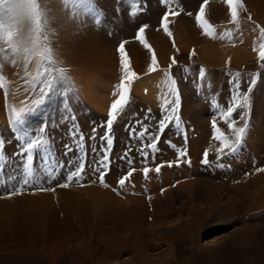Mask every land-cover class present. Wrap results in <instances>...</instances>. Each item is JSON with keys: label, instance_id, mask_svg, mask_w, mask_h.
I'll use <instances>...</instances> for the list:
<instances>
[{"label": "rangeland", "instance_id": "obj_1", "mask_svg": "<svg viewBox=\"0 0 264 264\" xmlns=\"http://www.w3.org/2000/svg\"><path fill=\"white\" fill-rule=\"evenodd\" d=\"M257 1L243 0L245 7L239 10L238 21H233L225 0H208L205 16L214 28V35L209 36L204 34L196 20L204 0H168L167 4L163 0H118V6L127 7L117 11L114 16L109 13L98 16L85 11L88 5H81L76 0H53V5L61 7L58 4L61 3L65 7V10L59 11H73L70 17H76L79 22L92 21L94 25L102 23L101 29L108 33L107 37L115 39L114 52L117 62L115 71L111 73L112 75L111 71L108 72L110 75L105 73L107 71L97 73L105 81H111L106 90L109 101L101 113L89 104L87 92L90 85L87 81L90 79L65 65L68 59L65 56V61L56 49L57 38L50 31L55 26L56 19L46 15L45 22L47 31L50 32L51 47L57 52H54L56 64L53 67L64 69L66 78L56 79L52 91L44 102L34 112L26 115L24 124L19 126V132L14 131L10 124L9 106L19 109L25 102L30 103L33 97L38 98V92H34L25 82L28 78L24 75V59L17 57V63L13 65L12 57L7 58L5 54L0 53V65L6 72L8 85L7 97L4 89L0 88L3 92L0 96V264H68L73 257L92 252H117L119 258L106 260V264H121L127 258L130 259L132 251L139 249L138 252L142 255L145 253L143 256L153 260L151 264H264V208H251L253 210L247 211L236 202L238 209L236 212L229 215L221 211L216 214L212 213L211 205L207 203L209 196L207 192L203 193V196L201 194L197 203L192 206V199L188 200L186 190L168 193L165 188L162 189L160 196L151 195L150 199L149 197L144 199L145 211L142 212L143 217L140 219L136 211V205L140 206V202L135 195L137 190H134L135 182L137 183L140 178L145 179L144 167L150 169L147 177L170 170L182 171L183 167L184 171L191 174L195 171L194 167H197L200 170V178L207 179L212 183L208 184H215L216 187L221 186L224 179L232 173L235 175L240 173L237 179L230 181L231 185L236 184L240 188L258 179L262 186L258 183L260 187L256 186L257 189L254 187L251 190L257 194L250 193L251 199L244 200L242 204L245 207L253 204L254 200H261L259 196L264 191V171L257 169L264 168V68L261 67L258 55L259 47L264 43V35L261 34V30L264 29V17L257 13ZM39 3L43 10V0H39ZM214 5L220 15H216L211 21ZM170 9L180 13L169 17L171 35L162 27L163 15ZM3 16L6 17L4 24L18 23L8 19L6 11ZM182 20L189 21L196 32L183 43L177 38ZM27 23L29 22H25ZM25 24L20 26L24 27ZM144 25H148L144 33L145 39L154 50L158 62L157 70L154 72L148 70L151 64L149 61H152V51L136 38L139 28ZM183 29L186 30L185 27ZM229 32L231 36L226 35ZM151 33H158L159 37L168 43L163 57L159 56ZM125 41L131 68L137 73L138 78L131 82L130 104L113 125L111 166L105 175V183L102 184L100 173L94 171L97 167L96 162L103 154V141L100 140V136L104 134L105 129L99 125L107 120L111 105L118 98V95H114V92H117L116 86L122 79L118 48L121 42ZM211 45L215 47L216 60L214 67L210 68L211 65L202 58V53ZM132 49L137 50L136 54ZM193 51L195 55L192 54ZM173 57L177 61L175 65L172 64ZM136 60L138 64L135 65ZM81 69L79 68V71ZM27 70L34 75L36 62L29 64ZM236 73H240L239 78L236 77ZM252 73H259V76L250 93L249 128L243 144L238 152L224 156L217 163V154L213 146H220V142L213 139L212 121L215 119L221 131L229 138L232 137L228 121L220 113L226 110L235 92L233 81L237 80L240 91L245 92L252 79L250 75ZM172 80L176 81L179 90L181 106L178 114L182 127L177 130L175 123L170 124L157 150L153 152L147 149L149 154L146 163L142 162L145 158L142 157L140 149L152 141V134L157 131V123L165 114L163 100L173 99V94L169 90ZM34 87L38 89L39 85ZM141 95L149 99L144 105L141 104L142 113L136 112L141 117L135 120L132 118L135 113H132L130 105L139 100ZM77 99L81 102V110L72 109L70 104L72 100ZM84 100L87 103H84ZM240 111L238 109L232 116V119L237 121V126L243 124L239 119ZM199 119L203 122L202 125ZM44 125L46 127L43 135L49 144L46 150L35 152L33 169L36 183L30 182L23 187L22 192L17 191V194L10 195L12 191L19 189L23 179L25 161L19 155L20 146L27 139L39 134ZM141 125L147 128L146 135L141 137L130 134V130L137 133L144 131ZM120 126H126L129 130V144L124 147L117 142V130ZM94 127L97 128L95 139H89ZM76 135L83 136V143L79 148L76 147L74 139ZM20 136H24L25 139H19ZM202 136L205 142H200L194 148L193 143ZM66 145L74 150L66 152ZM127 149H131V152H127ZM179 149H186L187 155L182 158V163H173L169 167L166 162H174L180 158ZM206 149H211L208 155L211 162L209 165L201 163ZM72 153L75 154L74 157L71 156ZM125 155L128 157L127 160L122 158ZM82 158L85 160L82 178L79 181L74 179L68 187H59V184L65 182L68 170ZM188 159L191 160L190 165L187 163ZM161 164L164 166L156 172V167ZM132 168L136 171L121 188L118 184L119 179ZM189 178L190 176L187 177ZM176 183L179 182L174 183V189L177 188ZM40 188L55 190L41 191ZM211 192L213 193L209 199L215 197L214 202L222 205L226 203L227 199L224 197L227 198L229 190L221 192L222 194ZM109 197L120 201L121 204L124 203L125 208L119 213L122 219L116 217L114 213L117 208L114 207L113 210L111 205L108 207L106 202ZM48 202L49 205L53 203L55 210H58L59 219L66 217L68 222L64 224L55 219V213L52 219V214L49 215L42 209ZM195 211L199 213L201 211V217L196 216ZM44 218H47V221ZM18 222L27 225L29 232L26 235L17 234V229L21 227ZM209 222L216 224L215 230L206 235ZM14 230L17 231L16 234ZM63 251L66 254L65 260ZM71 252H75L74 255Z\"/></svg>", "mask_w": 264, "mask_h": 264}, {"label": "snow or ice", "instance_id": "obj_2", "mask_svg": "<svg viewBox=\"0 0 264 264\" xmlns=\"http://www.w3.org/2000/svg\"><path fill=\"white\" fill-rule=\"evenodd\" d=\"M81 5H90L91 0H76ZM164 3H168V0H163ZM227 3L231 18L233 21H238L239 10L243 9L244 3L243 0H225ZM208 3V0H204V4L200 6L199 14L196 16V20L200 23L201 28L204 30V34L212 36L214 35L213 26L207 21L205 16V7ZM89 7L86 8V11H91ZM7 12L8 19L17 21V24H9L5 26L3 23L4 12ZM179 12L172 11L171 9L163 15L162 18V27L165 32H168L169 35V24L170 16L179 15ZM191 15V13H189ZM251 19V17H249ZM46 14L42 10L39 0H0V53H11V63L16 65L17 57H22L24 59V75L28 79L25 81L34 92H38V98L33 97L31 102H25L24 106L17 109L14 106H9V120L10 124L14 131L19 132V126L24 124L25 117L27 114L34 112L45 100L47 95L52 91L53 85L57 78L65 79V72L62 68H54L56 60L54 57V50L51 47L50 33L47 31L46 25ZM25 22H29L25 24ZM97 22H99L97 20ZM20 24H25L24 27H21ZM148 25H144L139 28L137 39L141 41L149 51H152V62L149 65V72H154L157 70L158 62L154 53V50L151 49L145 39L144 33ZM261 34L264 35V29L261 30ZM226 35L231 36V33H226ZM127 42H121L118 48L120 54V63L122 71V79L120 83L116 86L117 92H114V95H118V98L115 99L111 105V108L108 113V118L106 121H102L99 127H103L105 132L100 136V140L103 141L102 156L96 162L97 167L94 171L100 173V182L105 183V175L110 171L111 158L110 151L113 145L112 129L115 122L120 118L124 113L125 109L131 102V82L138 78L137 73L132 70L130 65V59L125 50V44ZM255 50V49H254ZM195 55V52L192 53ZM258 60L261 62V67L264 68V43L259 47ZM33 61L36 62V72L33 75L29 72L28 65ZM177 63L175 57L172 58V64ZM2 65H0V88L4 89L5 97L8 94V85L7 78L2 72ZM171 67V65H170ZM55 73V75H54ZM204 75V71H201V76ZM252 79L249 83L247 91H240V85L237 80H234L235 92L232 96L231 101L229 102L226 110L220 113V115L228 121V126L231 129L233 135L229 138L225 133L221 131L218 127L216 120L212 121V126L214 128L213 139L220 142V147L215 149L217 154L216 162L219 163L226 155H232L238 152L239 148L243 144L244 138L249 128V112L251 108V96L253 87H255L257 82V77L259 73L250 74ZM240 73H236V77L239 78ZM35 85H39V88H35ZM27 91V89H25ZM170 92L173 94V99L163 100V110L164 115L159 119L157 123V131L152 134V141L143 145L140 149L142 157L146 163V158L148 157L147 149H151L153 152L157 150V146L162 139V136L165 130L169 127L170 124L175 123L177 130L182 127L181 118L179 116V109L181 106L180 95L178 86L175 80L171 81ZM240 111L239 119L243 121L241 126H237V121L232 119L234 113L237 110ZM150 111V110H149ZM137 123H140L137 121ZM46 125H44L40 133L37 134L34 138L27 139L25 143L21 144L19 155L24 158V170H23V179L20 184L19 189L14 190L10 195L17 194V191L23 190V187L30 182L33 184L36 183L35 172L33 169V163L35 159V152L37 150H46L48 148L49 141L44 137L43 132ZM144 131L136 132L135 130H130V134L139 135L143 137L147 134L148 130L144 125H141ZM97 134V128L94 127L92 130V135L89 139H95ZM19 139H25L24 136H20ZM76 141V147L79 148L83 143V136L76 135L74 137ZM171 143L170 141H167ZM175 147V145H172ZM66 152L73 151L74 149L68 145L65 146ZM127 152H131V149H127ZM209 151L211 149H206L203 154V159L201 161L204 165H209L211 162L208 159ZM179 159L174 162H166L169 167L173 163L179 164L182 163V158L187 155L186 149H179ZM86 156V153H85ZM128 159L127 155L122 157ZM129 163H132L131 160H128ZM187 163L190 165L191 160L188 159ZM164 165H158L156 167V172H159L161 167ZM222 166V165H221ZM85 168V160L82 158L78 160L74 166L68 170L65 178V182L59 184V187H68L71 182L75 179L79 181L82 178V174ZM103 169V170H102ZM46 171H51L46 169ZM136 171L135 168L130 169L125 176L119 179L118 184L121 188L125 186L126 181L133 175ZM150 169L148 167L143 168V173L145 178H147ZM257 171H264V168L257 169ZM107 187V185L105 184ZM41 191H54L55 189L50 188H40ZM150 199V197H149Z\"/></svg>", "mask_w": 264, "mask_h": 264}, {"label": "bare ground", "instance_id": "obj_3", "mask_svg": "<svg viewBox=\"0 0 264 264\" xmlns=\"http://www.w3.org/2000/svg\"><path fill=\"white\" fill-rule=\"evenodd\" d=\"M131 1H137V0H131ZM43 2H44L43 10L46 13V15L47 16L49 15V17L51 19H53V18L56 19L55 26L50 30L53 33V35L57 38L56 49H58L59 53L62 55L64 60H65V56L67 57L68 61L65 60L66 61L65 65L72 67V69L75 71L77 70V72L79 74L80 73L85 74L90 79L87 81L88 85H90L88 92H87L88 101H89V104L91 106H93L98 112L101 113L102 108L104 106H107L106 103L109 101L107 98L106 90L109 87V82H111V81L110 80H109V82H107L108 80L105 81L104 78H102L100 75H99L100 76L99 77L97 75V73L99 72V74H101L100 72L107 71L105 73L108 74V72L111 71L110 72V74H111L113 71H115L114 69H115L116 63H117L116 59H115V52H114L115 39H109L107 37L106 34H108V33L105 32V30L101 29V25H103L102 23H100L99 25H94L92 21L79 22L76 19V17H74V16L70 17V15H72L71 13H73V11H71V10H69L70 12L69 11H64V12L59 11L60 9L65 10V7L62 6L63 4L58 3L61 5V7H59V6L53 5V0H43ZM117 2H118V0H91V3H90V5H88V7L90 6V8L92 10L88 11V12H93L94 14H98V16L101 15L102 13H109L111 16H114L118 13L117 11L123 9V7H125V8L127 7V5L118 6ZM256 4H257V8H258L257 13L264 17V0H258L256 2ZM85 11H86V8H85ZM109 14H106V15L109 16ZM205 14L207 15L206 10H205ZM212 14H213V17L210 16L211 21H213L212 18H215L216 15H220V13L217 12L216 5H214V11L212 12ZM245 17H247V16H245ZM255 18L257 19V17H255ZM5 19H6V17L4 16V20ZM242 19H244V18H242ZM208 21H209V19H208ZM9 23H11V22H9ZM9 23H6L5 26L9 25ZM11 24H13V23H11ZM184 27L186 28V30L183 29ZM180 29H181V31H180ZM180 29H179V32L177 33V38H178V41L181 43L186 42L190 37L194 36L196 33L194 28L192 27V24L187 20L181 21ZM198 34H200V31ZM151 37L157 46L159 56L163 57V53L167 49L168 43L165 42L164 40H162L159 37L158 33L157 34L151 33ZM185 37H188V38H185ZM132 51L134 54H136L135 52L137 50L132 49ZM54 52L57 53L55 50H54ZM3 54H5V56L7 58L11 57L10 52L9 53H3ZM202 58L205 61H207L209 65H211V66H209L210 68L214 67L213 64L215 63V60H216L215 59V47L213 45H211L208 48H205L203 53H202ZM151 62L152 61H149V63H151ZM136 64H138V60H136L135 65ZM140 66H141V64H140ZM79 68H82L81 71H79ZM2 72L4 75H6L5 71L2 70ZM110 74H108V75H110ZM1 90L2 89H0V96L3 95L2 94L3 92H1ZM147 99H149V97H144L143 95H141V97L139 96V100H136L134 103H132L130 105V109H131L132 113H135L132 116L133 119L136 120L137 117H139V116L141 117V115L136 113V112L142 113L141 104L144 105ZM84 103H87V102L84 100ZM70 104L73 107L72 109L81 110V102H79L78 99L72 100L70 102ZM191 111H192V109H191ZM192 118L194 119V116ZM201 122L202 121L200 120V124H201ZM128 135H129V130L127 129L126 126H120L118 128V130H117V142L119 143V145L124 147L127 144H129L128 140H129L130 136L128 137ZM203 138H204V136H202L200 139L195 141L193 143V147L196 148L197 144H199L200 142L201 143L205 142L203 140ZM263 145H262V148H263ZM250 146H251V144H250ZM213 147L215 150V147H220V146H213ZM212 150H213V148H212ZM71 156L74 157L75 154L72 153ZM184 169H185V167L181 168L182 171H178L177 169L174 171L170 170V172L165 171L161 174L159 173V174L151 175L145 179L140 178L137 181V183L135 182L136 185L134 186L135 187L134 190L135 191L137 190L135 195L137 196V199H138L137 201L140 202V206H139V204L136 205L137 206L136 211H137V215H139L140 219H142V217H143L142 212L145 211V207H144L145 200L144 199L146 197L151 196V195L160 196L162 189H165V188L168 190V191L166 190L168 193L174 192V191L176 192V190L177 191L186 190V192H187L186 195L189 198L188 200L192 199L191 200L192 206L197 203L196 201H198L197 200L198 197H200L201 194L203 196V193H205V192H207L206 194H209V196H211V193H213L211 191H215L218 194L219 193L222 194L221 192H225V191L229 190V194L227 195V198H226V196L225 197L223 196L225 199H227V201H225L226 203H224V205L220 204L219 202H214L215 197H214V199L213 198L209 199V196H208L207 203L211 205L210 209H211L212 213L222 211V213H227L230 215V214L236 212V210H238L236 202L239 203V205L241 206L242 209H245L247 211H250L251 208H253V209L264 208V201H263L264 191H263V193H260L259 197H261V200L260 199L258 201L254 200V203L252 202L253 204H250L249 206H245V207L242 204L244 202V200L251 199L252 196H249V195H250V193H253V192H251V190L254 187L255 188H256V186L260 187L258 185V183H259L258 179L252 180L249 184H246V186L241 187V188H240V186H237L236 184L231 185L230 181L237 179V176L240 175V173L237 174V172L235 171L237 175H235L234 173H232L234 175H232V174L228 175V177L226 179H224L225 181L222 183V185L216 187L215 184L211 185L212 183L208 182L207 179H204L202 177L200 178V176H199L200 170L197 167H194L193 170H195V171L192 172L191 174H188L187 171H184ZM241 172H242V170H241ZM193 175H195V177ZM189 176H190V178L187 179V177H189ZM192 177H194V179H192ZM191 180H193V181H191ZM175 182H179V183H176L177 184L176 189H174L175 187L173 188ZM208 183H211V184H208ZM254 193H256V192H254ZM254 193H253V195H254ZM203 199H204V197H203ZM80 202H81V199L79 198V203ZM77 203H78V201H77ZM106 203H107L108 207H109V205H111L113 207L112 208L113 210H114V207L117 208V210L115 209L114 213H116V215H117L116 217L122 219V216L119 213H121L123 208H125L124 203L121 204L120 201L117 202L116 199L113 200V198H110V197H109V199L107 198ZM235 203H236V205H235ZM49 204H50L49 202H48V204L47 203L44 204L42 206L43 207L42 209L47 211V213L49 215L52 214V217L50 216L52 219L54 218V213H55V217H56L55 219L62 221L64 224H65V222H68V218H66V217H63L62 220H60L61 218L59 219V217H60L59 212H58V210H55L56 208H54V204L53 203L51 205H49ZM46 206L47 207L50 206V207L47 208ZM39 207L41 208V205ZM51 207H53V208H51ZM108 207H107V209H108ZM200 208H202V207H200ZM207 208H208V206H207ZM190 209H191V207H190ZM253 209H251V210H253ZM79 210L83 214L81 209H79ZM194 210L195 209L193 208L192 211H194ZM45 211H43V212L45 213ZM39 212H40V210H39ZM49 212H51V213H49ZM199 215L201 217V211H200V213L198 211L196 212V216H199ZM61 216H62V214H61ZM81 216H83V215H81ZM45 219L47 221V218H44V220ZM48 219H49V217H48ZM160 219H161V217H160ZM195 219H197V217ZM18 223H20V222H18ZM215 225H216L215 223L209 222L207 225L205 234L208 235L211 231L215 230ZM18 228H19V224H18ZM15 231L16 230H14V233H15ZM17 231H16L17 234L18 235L20 234V236L21 235L24 236V235H26L27 232H29V230L27 229V225H25V224H21V227L19 229H17ZM59 231H58V233H59ZM112 232H114V231H112ZM60 233H61V231H60ZM138 237H140V235ZM115 241H117V240H115ZM136 244H138V243H136ZM129 245L132 246L131 244H129ZM134 245H135V243H134ZM136 248L137 247H135V249ZM71 250H73V249H71ZM74 250H78V249H74ZM138 251H140V249ZM138 251L137 250L132 251L133 254L131 256H129L130 259L128 260V258H127L128 261L123 260L124 262L121 264H151V262L153 260L148 258V256H143L145 253L142 255ZM78 252H80V251H78ZM71 253H73V255H74L75 252H71ZM81 253H85V252H81ZM62 254H63V259H64L66 254L64 253V251ZM76 254H79V253H76ZM119 256L120 255L117 252L116 253L92 252V253H86L84 255H82V254L77 255L75 258L73 257L72 261H68V264H106V260L111 261L113 258H115V259L119 258ZM108 264H110V263H108Z\"/></svg>", "mask_w": 264, "mask_h": 264}]
</instances>
